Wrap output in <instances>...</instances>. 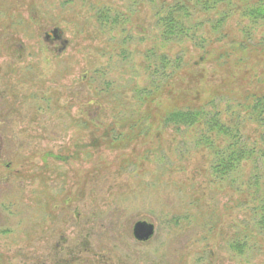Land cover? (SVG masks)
I'll list each match as a JSON object with an SVG mask.
<instances>
[{"label":"rangeland","instance_id":"374dc122","mask_svg":"<svg viewBox=\"0 0 264 264\" xmlns=\"http://www.w3.org/2000/svg\"><path fill=\"white\" fill-rule=\"evenodd\" d=\"M161 1L0 0V264H264L247 187L255 169L264 182V158L243 162L237 184L220 182L194 129L159 122L210 96L237 108L264 94V54L232 51L246 24L239 15L220 42L163 46ZM263 35L264 25L253 41ZM153 48L184 67L137 105ZM246 133L259 138L252 123ZM138 220L155 224L149 241L135 240ZM242 233L255 245L246 257L229 247Z\"/></svg>","mask_w":264,"mask_h":264},{"label":"trees","instance_id":"16d2710c","mask_svg":"<svg viewBox=\"0 0 264 264\" xmlns=\"http://www.w3.org/2000/svg\"><path fill=\"white\" fill-rule=\"evenodd\" d=\"M131 2L139 4L140 0ZM109 11L105 8L99 13V19L103 22L110 20ZM235 15H239L246 24L241 30L243 38L238 43L231 42L232 51L251 46L253 51L264 54V35L259 41H253L254 32L264 25V0H164L155 4V25L160 31L163 46L187 41L205 47L210 42V35L220 42L227 37L226 23ZM113 19L111 21L115 23L118 17ZM205 25L209 28L204 31ZM208 55L210 57L211 53ZM145 58L148 60L146 70L151 71V82L148 87L136 88L137 105L154 100L163 84L171 81L184 67L182 57L176 55L172 58L162 51L158 54L156 48L148 49ZM244 97L237 108H223L215 103V97L210 96L206 103L168 108L159 118L163 127L177 131L194 129L195 143L207 149L212 156L211 169L216 180L229 181L232 185L238 183L237 173L243 162L252 161L257 167L259 160L264 158V94L253 92ZM142 116L145 121L151 114L148 111ZM133 122L131 129L140 123L139 119ZM251 123L259 133L258 139H251V135L246 133ZM255 170L247 181V187L252 190V201H258L250 207L252 230L264 234V182ZM252 239L250 233L239 234L231 240L230 250L246 257L254 249Z\"/></svg>","mask_w":264,"mask_h":264},{"label":"water","instance_id":"95a60500","mask_svg":"<svg viewBox=\"0 0 264 264\" xmlns=\"http://www.w3.org/2000/svg\"><path fill=\"white\" fill-rule=\"evenodd\" d=\"M133 236L138 242L149 241L156 232L154 223L146 220H138L134 223L132 228Z\"/></svg>","mask_w":264,"mask_h":264}]
</instances>
